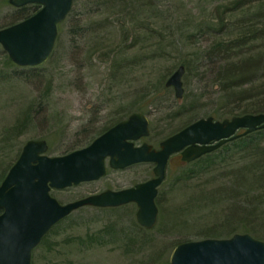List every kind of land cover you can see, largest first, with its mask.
<instances>
[{
    "label": "rangeland",
    "instance_id": "rangeland-1",
    "mask_svg": "<svg viewBox=\"0 0 264 264\" xmlns=\"http://www.w3.org/2000/svg\"><path fill=\"white\" fill-rule=\"evenodd\" d=\"M17 14L8 0H0V28L15 22ZM58 28L50 56L34 69L6 64L9 56L0 45V173L28 139H45L46 154L63 155L134 111L149 119V134L135 143L158 147L200 117L233 116L224 96L244 106L260 82L224 91L219 68L231 66L236 74L244 58H264V0H74ZM241 33L243 44L217 48L220 41L238 44ZM124 42L133 46L125 49ZM179 64L185 65L184 92L176 98L165 81ZM23 67L26 73L19 75ZM234 92L239 94L229 95ZM26 109H32L30 122ZM14 125L18 131L9 139L4 134ZM256 151L222 145L211 161L194 165L182 164L179 152L172 154L157 186L152 228L138 224L134 202L82 206L43 236L31 264H170L173 247L201 239L205 229L240 232L234 228L246 214L243 207L264 210V190L253 182L254 173L264 171ZM153 166L108 168L97 180L50 193L67 203L127 188L151 178Z\"/></svg>",
    "mask_w": 264,
    "mask_h": 264
},
{
    "label": "water",
    "instance_id": "water-1",
    "mask_svg": "<svg viewBox=\"0 0 264 264\" xmlns=\"http://www.w3.org/2000/svg\"><path fill=\"white\" fill-rule=\"evenodd\" d=\"M16 7L39 4L28 17L0 28V45L18 66H38L54 48L58 26L70 12L73 0H8ZM179 65L166 79L176 98L183 96ZM264 127V111L244 113L223 119L200 117L153 147L144 141L149 134V119L132 112L88 145L63 155H48L45 139H28L0 182V264H31L32 250L62 218L82 206L114 207L129 202L137 205L136 220L145 228L157 221V186L165 177L170 156L180 153L191 162L238 138ZM243 131L239 132V130ZM140 162H152L153 176L133 186L92 193L60 203L50 191L103 177L108 167L124 168ZM170 264H264V240L249 232L229 237H206L176 244Z\"/></svg>",
    "mask_w": 264,
    "mask_h": 264
},
{
    "label": "trees",
    "instance_id": "trees-1",
    "mask_svg": "<svg viewBox=\"0 0 264 264\" xmlns=\"http://www.w3.org/2000/svg\"><path fill=\"white\" fill-rule=\"evenodd\" d=\"M38 8H39L38 4H30V5H26V6L16 8L18 14H17V17H15V22L20 21V20L28 17L29 15L33 14L35 11L38 10ZM71 11H72V9H71ZM15 22H13V23H15ZM13 23H11V24H13ZM244 35H245V33L240 35L239 38H237V39H240V40H236V42L238 44L233 43L231 45L228 42H226V44H223L220 41V42H216L217 43L216 46H217V48L220 47L219 49H221V47L222 48H224V47L225 48H227V47L233 48L236 45L243 44L244 40H243L242 36H244ZM238 41H240V43ZM124 45L125 46H123V48H125V49L133 46V44H129L126 46V43ZM250 58L251 57L244 58L243 59V65L241 67L235 68L236 74H235V72L234 73L231 72L233 70V68H231V66H228V65L225 66L224 65V66H220V68H219L220 69L219 73L223 76V78L220 81L222 83L221 86H222V89L224 91H227V90L229 91V89L231 90L232 87L234 88L235 86H241V85L246 84V83L247 84L250 83L252 86H254L256 81H258V80L260 81L258 83V85H256V87L254 88L255 91L253 92V94H250V96H245L244 99L240 98V100L243 99V100L249 101V102H247V104H244V106L235 105L237 102L230 101L228 98V95L224 96V98H226V100L224 102V106H227L229 104L231 105L230 108H228V110H227L228 113H230L231 115H240V114H244V113H257V112L264 111V73L262 72V74H261V72H260L261 69H263V71H264V67L261 66L264 63V58H262L261 60H257V59L252 60ZM5 60H6V62H5L6 64L12 65V62L9 59V57L6 56ZM259 62H263V63L258 64ZM34 67L35 66L30 67V68L34 69ZM23 69H24V67L19 68V70H18L19 75H22V73H26V71H24ZM232 75H235V80H231L230 76H232ZM5 78L6 77L2 78V80ZM233 85H235V86H233ZM251 88H253V87H251ZM243 91H245V90H243ZM241 92L242 91H239V93H241ZM239 93L234 92L233 94H229V95H238ZM236 101H238V100H236ZM31 110L26 109L23 112V113H25V116H26L25 121H28V122L31 121V117H32L31 116L32 114H30ZM140 110H142V109L140 108ZM237 111H239V112H237ZM118 121L119 120H117L116 122H118ZM115 123L113 122L112 124L105 127L99 134H101L103 131H105L106 129H108L110 126H112ZM14 127L15 128L11 129L10 131L5 132V134H4V135H7L9 139H11L9 137V134H11V133L16 134L18 131V130H16L18 128V126L14 125ZM12 130L14 132H12ZM263 139H264V127L259 128L253 132L248 133V134L242 135L238 138L228 140L223 145L225 147L229 144H237L243 150H255V149H257V151L255 152L256 157L262 158L263 160H261V159L260 160L263 161V163H264V143H263L264 140ZM3 142L8 143V141H3ZM213 152L214 151L208 152V153L204 154L203 156H201L200 158H198L194 161H191V162H184V161H181V162H182V164H188V165H190V164L194 165L195 163H201V164L203 163L204 164L207 161H211L213 159L212 158ZM18 154H19V152H18ZM18 154L13 159H11L9 161V163L1 171L0 182L3 179V177L5 176L8 168L11 166V164L17 158ZM189 171H192V170L190 169ZM257 172H258V170H257ZM254 174L256 176L253 177L254 178L253 182L260 183L259 184V185H261L260 187L264 190V171L263 172L259 171L258 174L257 173H254ZM190 175L191 174H189V176ZM242 210L244 212L246 211L245 212L246 214H245V216H242V218H241L240 227L236 228V229L234 228V230L238 229V230H241L240 232H249V233H252L257 238L264 239V210H259V206H257V208H255V206L254 207L251 206V208H248L246 206V207H243ZM241 213L243 215L242 211H241ZM218 227H220V226H217V228L210 227L209 229H205V232H203L201 238L228 237V236H230L236 232V231H233V229L228 228V227L223 226L224 228L220 227V229ZM184 241H186V240H184ZM180 242H182V241H180Z\"/></svg>",
    "mask_w": 264,
    "mask_h": 264
},
{
    "label": "bare ground",
    "instance_id": "bare-ground-1",
    "mask_svg": "<svg viewBox=\"0 0 264 264\" xmlns=\"http://www.w3.org/2000/svg\"><path fill=\"white\" fill-rule=\"evenodd\" d=\"M179 65H183V66H184V68H185V65H184V64H179ZM179 65H178V66H179ZM178 66H177V67H178ZM77 209H78V208H77Z\"/></svg>",
    "mask_w": 264,
    "mask_h": 264
},
{
    "label": "flooded vegetation",
    "instance_id": "flooded-vegetation-1",
    "mask_svg": "<svg viewBox=\"0 0 264 264\" xmlns=\"http://www.w3.org/2000/svg\"><path fill=\"white\" fill-rule=\"evenodd\" d=\"M27 5H30V4H27ZM23 6H26V5H23ZM16 7V6H15ZM20 7H22V6H20ZM16 8H19V7H16Z\"/></svg>",
    "mask_w": 264,
    "mask_h": 264
}]
</instances>
